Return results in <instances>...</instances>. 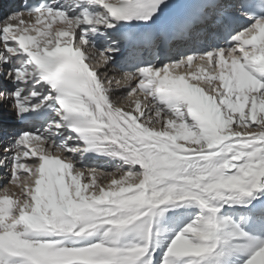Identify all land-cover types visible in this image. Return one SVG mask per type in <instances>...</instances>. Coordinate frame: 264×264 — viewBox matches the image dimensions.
I'll use <instances>...</instances> for the list:
<instances>
[{
    "label": "snow or ice",
    "instance_id": "6c2138e0",
    "mask_svg": "<svg viewBox=\"0 0 264 264\" xmlns=\"http://www.w3.org/2000/svg\"><path fill=\"white\" fill-rule=\"evenodd\" d=\"M231 7L36 0L0 21V117L30 125L0 120V264H264V0Z\"/></svg>",
    "mask_w": 264,
    "mask_h": 264
},
{
    "label": "bare ground",
    "instance_id": "6f19581e",
    "mask_svg": "<svg viewBox=\"0 0 264 264\" xmlns=\"http://www.w3.org/2000/svg\"><path fill=\"white\" fill-rule=\"evenodd\" d=\"M194 65L196 66L195 63H194ZM93 66L95 68H97L98 64L95 63ZM98 70L101 71V72H104L106 70V67L105 68H102V69L100 68ZM108 75L111 76V77H113L114 80H119L121 82L120 85H116L115 83H113L112 86H113V88H117L118 90H121L122 91L123 90V85L126 83V81L124 79V76H122V77L116 76V72H113L111 70H108ZM132 99H134V98H122L120 96H117L116 97V103L118 104V106L124 108L125 110H130L131 107H133V105L131 103V100ZM4 111L5 112H8L7 108ZM2 117H4V116H2ZM2 117H0V119H2ZM5 117L8 120L11 119V118H14L13 116H11V114L6 115ZM15 121H17V120L15 119ZM4 125H5V127L8 128L9 132H13L15 130H19V129H22L23 128V125H19L17 123L13 124V126H11L12 125L11 123H6V124L4 123ZM104 170L105 171H113L114 170V166L113 165L106 166L104 168ZM2 182H4V181L0 180V185H1Z\"/></svg>",
    "mask_w": 264,
    "mask_h": 264
},
{
    "label": "rangeland",
    "instance_id": "374dc122",
    "mask_svg": "<svg viewBox=\"0 0 264 264\" xmlns=\"http://www.w3.org/2000/svg\"><path fill=\"white\" fill-rule=\"evenodd\" d=\"M196 67H197V65L195 66V65H193V67H192V69H191V71H196ZM181 72H183L184 71V69H181L180 70ZM202 86L203 87H205L206 89H207V84L205 83V84H202ZM132 103V102H131ZM8 118V117H7ZM6 117L4 116V117H2V119H0V120H2L3 121V123H11L12 125L11 126H13V124H15L16 123V121H15V118H11V119H6ZM101 178L100 177H98V181L100 180ZM107 180H108V178H104V181H105V183H107ZM3 184H4V182H2L1 183V185H0V188H2L3 187ZM9 187V191L10 192H18L19 190L15 187V186H13V185H9L8 186ZM0 194H2V193H0Z\"/></svg>",
    "mask_w": 264,
    "mask_h": 264
}]
</instances>
